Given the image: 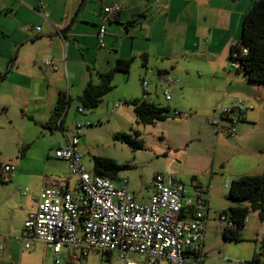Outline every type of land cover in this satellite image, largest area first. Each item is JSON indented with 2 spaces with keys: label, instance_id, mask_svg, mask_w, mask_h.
Segmentation results:
<instances>
[{
  "label": "crops",
  "instance_id": "0c3cea01",
  "mask_svg": "<svg viewBox=\"0 0 264 264\" xmlns=\"http://www.w3.org/2000/svg\"><path fill=\"white\" fill-rule=\"evenodd\" d=\"M115 1L121 2L124 6L118 15L111 16L105 22L107 29L103 40L108 45L101 46L98 38L99 22L105 6ZM254 1L0 0V28L9 31L13 26L14 31L21 32L25 27L24 24L27 23L24 21L26 17H32L33 20L30 22L33 26H41V30L37 31L33 28L35 31L33 40L25 36L22 42L31 41L33 45L37 43L46 45L47 47L39 52L42 57L49 56L54 62V66L49 67L52 71H48V74L52 77L61 75L72 85L83 84V91L88 83V70L93 71L90 72V81H92L96 74L111 71L116 59H128L134 52L136 37L152 39L154 31L151 27L152 21L156 24L163 20L165 25L172 19L183 20V16L188 15L195 20L197 26L203 27V30L233 35L236 30L242 28L244 17ZM135 22H139L140 26H136L138 23ZM119 24L126 26L127 32L134 31L131 37L127 35L123 37V39L127 37L124 41L129 45L128 54L120 53L119 46L124 44L114 40V37L121 33ZM40 36L41 39H36ZM230 40H232L231 36L228 37L226 45ZM194 41L192 44L180 47L181 49L177 50L180 52L171 57V54L165 52L170 58L153 56L156 60L154 62L149 60L150 53H145L142 76L147 73V68L155 67L159 72L179 80V83L172 84L174 93L172 99L166 100L164 97L163 102L159 92L162 93L166 78L152 76L153 90L147 101L155 104L158 102V105L170 108L173 117L170 120L165 119L164 122L169 140L175 142L174 146L180 153L189 154L196 148L199 160L209 161L207 168L201 169L207 176L221 172L230 174V178L234 179L243 175L261 173L264 170V84L249 81L242 71L235 72L223 68L224 63L219 62L218 65V62L196 61L192 57L196 51H200V45L196 38ZM37 59L38 57H34L33 62V68L36 70H38ZM63 88L58 89V92L63 91ZM235 100L243 101L245 117L238 125L236 135L229 138L221 129L212 126L208 120L218 116L220 108L225 104L231 105ZM56 103H51L47 109L49 113L46 120L50 119ZM115 110L112 108V111ZM175 110L181 113L176 114ZM194 121L199 122L197 126L191 125ZM32 158L31 154L27 153L24 157L18 158L17 163H13L16 170L9 179L4 178V166H1L0 244L4 247L0 249V253L5 250L6 241L10 257L18 244L22 251L24 250L17 236L24 232L25 221L37 211L36 197L41 188L46 184H62L65 189L71 190L67 161L54 155L47 172L41 173L36 165L33 166ZM192 179H194L193 184H203L197 177ZM227 181L231 182V180ZM207 186H209V220L214 204L212 199L214 186L211 181ZM22 188H28V193L23 194ZM47 248L51 254L48 245ZM204 254L206 256L205 237ZM3 261V256L0 254V264H3Z\"/></svg>",
  "mask_w": 264,
  "mask_h": 264
},
{
  "label": "rangeland",
  "instance_id": "374dc122",
  "mask_svg": "<svg viewBox=\"0 0 264 264\" xmlns=\"http://www.w3.org/2000/svg\"><path fill=\"white\" fill-rule=\"evenodd\" d=\"M184 16L183 20L172 19L165 25L163 20L156 24L152 21L151 27L155 31L152 39L135 38L134 52L129 56L133 58L130 71L115 72L113 89L103 96L96 108H85L84 114L78 112L80 102L77 99L82 93L83 84L72 85L61 75L53 77L49 75L48 71H52L50 68L53 66L45 65V61L52 58L42 57L39 52L47 46L39 43L33 45L31 41L22 42L25 36L31 37L30 40L34 38L35 31L30 29L33 26L30 22L33 18L26 17L24 21L27 23L21 29L22 33L14 31L13 26L9 31L0 28V78L9 70L6 76L0 79V167L6 163L16 164L17 159L27 153L33 157L31 159L33 166L36 165L41 173L47 172L49 164L54 159L55 149L66 142L60 126L56 123L49 124V120H46L49 113L47 109L51 103L58 101V89L64 87L63 91L71 97L68 114L63 122L67 134L70 135L73 130L74 119L92 123L82 129L79 140L83 164L88 171L93 172L95 157L113 160L120 166L117 177L112 178L113 182L120 186L123 180H127L129 189L135 192L136 198L142 202L149 200L151 181L156 172L176 174L189 190L193 189V177L199 178L206 186L211 181L214 186L212 191L214 204L211 218L206 225V258L202 264H264V220L259 217L258 212L249 213V221L241 231V240L230 241L223 237L225 224L219 220V214L236 202L227 197L229 188L224 186L227 180H233L230 174L213 173L214 178H211V174L207 176L206 172L201 171L202 167L207 168L209 161L199 160L196 148L189 154L177 150L175 142L169 140L165 131L164 122L173 117L171 113L164 121L143 124L137 121L136 111L130 103L133 100H140L144 56L148 52L150 62L156 61L153 56L168 58L169 55L165 52L171 54V57L180 52L177 51L181 49L180 47L195 42L196 38L200 51H196L192 58L200 62H218V65L219 62L224 63L223 68L237 71L228 54L231 44L240 40L242 28L236 30L233 35L208 32L207 29L203 30V27L197 26L191 16ZM135 23H138L136 26H140L139 22ZM119 28L121 33L119 32L114 40L124 44L119 46L120 53L128 54L129 45L124 41L127 37L126 39L123 37L124 35L131 37L134 31L127 32L126 26L120 24ZM229 36L232 40L226 45ZM105 44L108 45L107 42ZM119 51L117 50V53ZM34 57H38L36 61L38 70L33 68ZM218 71L221 72L220 69ZM90 72L93 71H87V82L91 80ZM92 82L99 83L98 74ZM159 95L164 102L163 92L160 91ZM115 104H119V107L112 111ZM198 123L194 121L191 125L197 126ZM117 133L129 134L132 139L142 142L143 147L133 148L129 143L117 139L115 137ZM235 135L225 134L229 138ZM69 178L70 187L74 189L78 176L70 172ZM4 245L5 250L0 253L4 259L3 264H54L47 245L42 241H35L31 248L23 251L18 244L11 257L8 255L6 241ZM130 258L139 262L144 261V258L135 254H131ZM84 264H125V259L116 251H113L109 258L101 253L92 252L86 257Z\"/></svg>",
  "mask_w": 264,
  "mask_h": 264
},
{
  "label": "built area",
  "instance_id": "2783aa9c",
  "mask_svg": "<svg viewBox=\"0 0 264 264\" xmlns=\"http://www.w3.org/2000/svg\"><path fill=\"white\" fill-rule=\"evenodd\" d=\"M123 4L115 1L104 8L99 22L98 38L105 46V22L118 15ZM159 9V7L157 6ZM41 30V26L30 29ZM247 49H243L246 53ZM236 68L240 61L234 60ZM45 65L54 66L53 60ZM152 76L166 78L163 95L172 99V84L179 83L155 67L147 68L141 80V100L147 101L152 93ZM119 104L113 106L117 109ZM78 112L84 114L85 107ZM176 114H180L175 110ZM242 100L220 109L218 116L210 118L211 125L227 135H235L238 125L245 117ZM90 121H72V132L67 134L63 120H58L66 142L55 149L54 155L69 164L71 173L78 176L74 189H65L62 184H46L37 195L38 209L24 223V232L17 240L24 249L31 248L35 241H42L50 247L54 264H84L92 253L105 255L113 251L125 259V264H201L205 260L204 237L209 218V186L195 183L189 190L176 174L156 172L151 181V193L146 202L139 201L135 192L128 187L127 180L120 186L106 175L93 174L83 164L79 149L82 129ZM14 164L3 167L4 178L15 172ZM226 181L224 186H229ZM23 194L28 188H22ZM219 220L224 227L236 228L228 213L221 212ZM249 221L245 218V224ZM246 226V225H245ZM0 244V249H3ZM131 254L144 258L139 262Z\"/></svg>",
  "mask_w": 264,
  "mask_h": 264
},
{
  "label": "trees",
  "instance_id": "16d2710c",
  "mask_svg": "<svg viewBox=\"0 0 264 264\" xmlns=\"http://www.w3.org/2000/svg\"><path fill=\"white\" fill-rule=\"evenodd\" d=\"M244 48L247 49L246 53H243ZM229 59L240 61L241 67L237 70L242 71L249 81L264 84V0H255L252 7L247 11L243 21L241 38L231 45ZM132 60L133 58H118L111 71L99 74V83L89 81L77 98L80 105L89 109L96 108L103 96L113 89L114 73H128ZM7 73L1 75L0 79L4 78ZM70 102L71 97L66 92H59L58 101L49 119V124H58L60 118L64 120ZM130 103L133 104L136 111L137 121L143 124H153L165 120L171 111L168 107L141 99L133 100ZM115 137L129 143L133 148L143 147L142 142L132 139L129 134L117 133ZM119 169L120 166L113 160L95 157L92 173L115 178ZM228 188L227 197L236 202L222 212L230 215L236 223V228L224 227L223 237L226 240L238 241L242 239L241 231L246 225L245 218L251 211L258 212L259 217L264 220V170L261 173L243 175L233 179ZM110 255L111 253L108 252L106 258H109Z\"/></svg>",
  "mask_w": 264,
  "mask_h": 264
}]
</instances>
